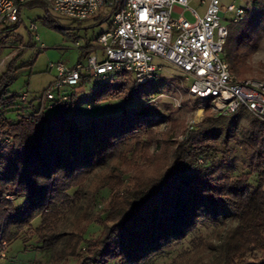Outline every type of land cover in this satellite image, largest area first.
I'll use <instances>...</instances> for the list:
<instances>
[{"label": "trees", "instance_id": "trees-1", "mask_svg": "<svg viewBox=\"0 0 264 264\" xmlns=\"http://www.w3.org/2000/svg\"><path fill=\"white\" fill-rule=\"evenodd\" d=\"M23 5L43 7L45 17H51L42 0ZM254 9L227 22L223 55L240 79L255 71L264 75V63L257 69L248 61L257 48L256 25L264 24V0H257ZM19 22L0 26V33L16 29ZM88 45L80 47V55ZM24 48L0 73V149L7 145L0 161V236L12 240L38 217L33 237L20 236V251L49 248L50 264H70L71 259L73 264H142L163 246L184 239L200 222L235 220L218 242H209L214 257L197 264H264V122L251 115L242 137L228 129L221 137L225 144L232 140L250 150L247 171L235 176L211 171L203 164H213L211 134L226 128L242 109L223 114L206 108L204 120L180 141L167 132L159 137L156 118L145 106L131 116H94L79 126L70 117L73 91L66 90L68 99L56 100L51 107L42 101L26 104L19 93L9 91L15 60ZM121 74L132 78L130 91L136 93L142 84L129 73ZM86 81L84 77L79 86ZM115 92L112 82H101L91 100L102 102ZM29 109L33 116L26 120ZM11 111L18 118H11ZM160 141L170 142V154L162 158L149 152ZM187 162L194 167L191 171L185 168ZM101 188H107L108 195L99 196L105 203L97 215L87 211L72 218L68 230L58 228L62 207L88 200L85 207L91 209ZM6 191L20 204L5 198ZM91 221L101 230L86 237Z\"/></svg>", "mask_w": 264, "mask_h": 264}, {"label": "rangeland", "instance_id": "rangeland-1", "mask_svg": "<svg viewBox=\"0 0 264 264\" xmlns=\"http://www.w3.org/2000/svg\"><path fill=\"white\" fill-rule=\"evenodd\" d=\"M234 2L236 4L242 3L240 0H234ZM188 6L196 9L199 14H203L206 3H201V0H188ZM49 13L51 17L47 19L43 7L22 5L20 22L16 29L0 33V59L5 57L7 60L6 64L15 53L20 52L21 48L25 46L21 55L15 60L16 71L8 89L10 92L19 94L27 93V101H34V105L39 104L40 101L44 105L48 103L46 98L40 99L39 97L52 82L55 75L54 70L48 68L49 62H62L65 65H72L78 59L84 61V58L80 56V47L85 45L87 41H94V38L106 25L105 23L92 25L95 20L93 17L82 21L72 20L51 8H49ZM97 15L99 17L96 20L103 17L101 14ZM176 15L177 13H173V17ZM185 16L193 19V16L188 11H185ZM30 21L36 24L34 31H31L28 27ZM256 28L258 30V34L255 37L257 48L248 61L254 68L259 69L260 64L264 63V24H258ZM36 35L39 36L38 39L35 38ZM248 76L255 79H264V75L259 74L258 71ZM162 78L163 80L139 85L136 93L130 91L132 78L126 77L121 73H109L97 82H95L96 78H90L82 87L63 86L62 89L74 92L75 96L72 99L70 117L79 126H85L88 118L94 116H107L109 118L123 114L131 116V112L145 106L151 110V116L153 115L156 118L157 124L154 125L156 126L154 128L157 133L160 132L158 136L160 135L159 137L164 138L167 132L169 138L180 141L188 130L196 128L204 120L207 114L206 108L212 112L215 110L211 107L208 100L194 101L193 96L188 93L191 79H186L179 70L168 63H164ZM101 82H112L116 92L108 100L93 102L91 96L96 86ZM93 83H95V88ZM9 116L14 119L18 118L16 111H11ZM250 116L251 114L242 110L238 117L228 120L226 128L218 127L213 130L211 134L212 156L210 157V160H213V164L207 161L208 163H203L205 167L207 166L211 171L217 169L220 173L232 176L248 170L247 164L249 160L247 157L250 150L238 146L232 140H228L227 144H225L221 142V137L225 134L226 129L242 137L243 132L248 127V118ZM169 143L163 141L155 142L150 146L149 152L157 154L156 156L160 158L164 157V155H169ZM6 148L7 145H4L0 149V161L5 156ZM202 161V159H198L199 163ZM185 168L187 171H191L194 167L190 165V162H187ZM130 169L132 172L133 168L130 167ZM128 182L129 178L125 179L124 185L128 184ZM12 195V192L9 191L4 193L5 198L13 201L14 204H20V199H15ZM107 195V188H101L97 195L98 200L91 209L85 207L88 200H84L81 203L77 201L62 207L58 228L68 230L71 226L70 221L72 218H77L84 212L91 211L94 213L93 217L97 215L105 203L103 198H99V196L105 198ZM78 204L83 207H78L77 209ZM82 208L86 210L84 211ZM93 217H90L92 218L91 220H96ZM38 222L39 218L36 217L30 224L20 229L19 236L12 240H7L6 237L0 236V247H3L2 251H4V255H1L0 258L2 264L51 263L49 248L20 251L23 246L20 242V236L24 235L32 238L34 227ZM234 223L235 220H227L223 224H214L212 221L200 222L184 239L163 246L142 264H197L201 258L204 260L211 259L214 257L215 250L209 242H218L226 229ZM12 230L14 231L15 229L12 228ZM100 230L101 225L96 221H91L87 226L85 236H95ZM2 241L5 244H1ZM19 252L22 253L19 254V257H15L14 255ZM60 263L62 264V261ZM73 263L74 259H71L70 264ZM112 264H115V261Z\"/></svg>", "mask_w": 264, "mask_h": 264}, {"label": "built area", "instance_id": "built-area-1", "mask_svg": "<svg viewBox=\"0 0 264 264\" xmlns=\"http://www.w3.org/2000/svg\"><path fill=\"white\" fill-rule=\"evenodd\" d=\"M27 1L0 0V26L20 21L21 6ZM42 1L69 19L82 21L101 14L103 17L92 25L106 24L94 45L81 53L84 61L78 59L72 65L49 62L48 68L55 75L40 99L46 98L50 107L56 100L68 99L63 86L77 88L84 77L89 81L109 73H129L136 82L147 84L163 80L164 63H168L191 79L188 93L194 101L208 100L223 114L242 109L264 122V79L237 78L223 55L227 22L241 19L257 0H240V4L234 0H201L206 3L203 14L188 6V0ZM185 11L193 19L186 17ZM173 13L177 15L173 17ZM28 27L34 31L35 22L30 21ZM6 61L5 57L0 59V73ZM19 100L28 102L27 93H20ZM32 116L31 109L24 113L26 120ZM2 250L0 247V258Z\"/></svg>", "mask_w": 264, "mask_h": 264}, {"label": "crops", "instance_id": "crops-1", "mask_svg": "<svg viewBox=\"0 0 264 264\" xmlns=\"http://www.w3.org/2000/svg\"><path fill=\"white\" fill-rule=\"evenodd\" d=\"M228 1H229V0H228ZM224 2H227V1H224ZM95 38H96V37H95ZM95 38H94V40H95ZM87 42H88V44H89V45H88V46H86V47H85V49H86V48H88V49H89L91 45H94V41H92V40H90V41H87ZM87 42H86V43H87ZM85 45H86V44H85ZM88 49H86L85 51H87ZM21 253H22V252H19V253H17V254H16V255H14V256H15V257H19V254H21Z\"/></svg>", "mask_w": 264, "mask_h": 264}, {"label": "snow or ice", "instance_id": "snow-or-ice-1", "mask_svg": "<svg viewBox=\"0 0 264 264\" xmlns=\"http://www.w3.org/2000/svg\"><path fill=\"white\" fill-rule=\"evenodd\" d=\"M144 17H142V19H143Z\"/></svg>", "mask_w": 264, "mask_h": 264}]
</instances>
